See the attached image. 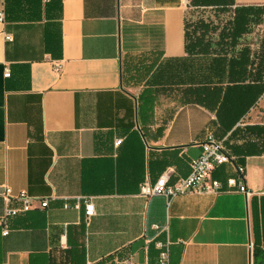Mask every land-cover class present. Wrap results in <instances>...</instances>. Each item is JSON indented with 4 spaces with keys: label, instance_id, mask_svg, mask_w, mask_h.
<instances>
[{
    "label": "crops",
    "instance_id": "1",
    "mask_svg": "<svg viewBox=\"0 0 264 264\" xmlns=\"http://www.w3.org/2000/svg\"><path fill=\"white\" fill-rule=\"evenodd\" d=\"M184 2L0 0V217L23 205L7 187L49 199L0 226V264H158L168 239L170 264H254L264 250V89L235 118L196 102L233 86L234 68L188 54ZM248 39L250 69L264 70V34ZM209 133L235 157L213 171L222 191L141 194L165 172L187 176ZM238 166L250 195L227 190ZM84 196L90 220L64 208Z\"/></svg>",
    "mask_w": 264,
    "mask_h": 264
},
{
    "label": "trees",
    "instance_id": "2",
    "mask_svg": "<svg viewBox=\"0 0 264 264\" xmlns=\"http://www.w3.org/2000/svg\"><path fill=\"white\" fill-rule=\"evenodd\" d=\"M233 4L234 0H190L189 8L191 6L214 7L225 11L231 10ZM261 11L263 9L254 7L235 8V15L223 27L203 19L192 24L186 17V51L188 54L211 56L213 58L210 62L212 66L214 63L221 64V66L229 64L234 68L233 86H227L225 89L217 84L212 87L207 86L203 90L195 92L197 94L196 102L217 110L218 114L221 111H226L229 117L235 118L248 108L250 102L259 93H262L264 86L258 85L264 79V70L261 68L262 59L258 65L252 66L250 69L249 47L240 53L237 52V55L228 56V53L233 50L232 46L237 44L246 32L248 17ZM192 25L193 30L191 31ZM211 31L218 34L214 40L207 35ZM212 82L211 80L209 83ZM148 92L146 91L145 94L144 91V95H142L144 102H147L150 96H147ZM254 264H264V250L257 246L254 248Z\"/></svg>",
    "mask_w": 264,
    "mask_h": 264
},
{
    "label": "built area",
    "instance_id": "3",
    "mask_svg": "<svg viewBox=\"0 0 264 264\" xmlns=\"http://www.w3.org/2000/svg\"><path fill=\"white\" fill-rule=\"evenodd\" d=\"M184 4L187 8L190 6V0H185ZM5 20L4 10H0V22ZM11 39V36H7ZM61 68L60 64L56 66ZM5 76H10V69L6 68ZM121 139L116 141V144L121 143ZM201 154L191 161V170L185 177L180 178L177 182L169 184V173H163L154 183L146 180L141 186V194L149 197L153 195H161L170 200L180 194L185 193H218L224 189L223 183L213 177V171L222 164L233 162L234 157L229 153L227 146L224 142L215 137L214 134L209 133L206 138L201 142ZM238 176L230 177L227 179V190L239 191L250 195L245 182V168L242 166L237 167ZM6 201H11L16 197L22 200L23 205L21 208L7 207L4 214L0 217V226L3 227V233H9L10 219L22 212L30 211L34 208H46L49 205L48 198H33L26 192L22 191L14 196L11 189L7 187L4 192ZM82 205L85 206V217L90 220L95 215V204L91 196H84L73 204L65 203L64 208H75L80 210ZM156 246L159 249L158 264H170L171 261V241H157ZM124 264H133L130 260H126Z\"/></svg>",
    "mask_w": 264,
    "mask_h": 264
},
{
    "label": "rangeland",
    "instance_id": "4",
    "mask_svg": "<svg viewBox=\"0 0 264 264\" xmlns=\"http://www.w3.org/2000/svg\"><path fill=\"white\" fill-rule=\"evenodd\" d=\"M235 15V8H231V10H220L219 8H214V7H196V6H191L188 9V20L190 23L194 24L196 22H199V20H210L214 24H217L220 27H223L227 24L228 21L231 20V18ZM247 23V30L244 33V35L248 36L251 35L252 37L256 36L259 38V35L264 34V10L261 12H256V14L250 15ZM191 31L193 30V25L190 29ZM208 36L212 37L213 40L217 38L218 34L215 33L214 31H211L207 34ZM255 41L253 39H248V41H241L237 44H234L233 50L235 52H241L247 46H249L248 43L246 42H251ZM264 111V109H262ZM223 142L224 140L221 139ZM225 144V142H224ZM226 145V144H225ZM227 146V145H226Z\"/></svg>",
    "mask_w": 264,
    "mask_h": 264
}]
</instances>
